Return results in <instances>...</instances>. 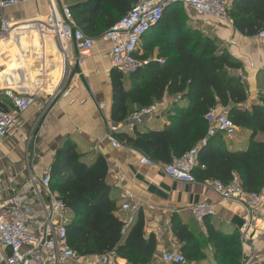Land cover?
I'll list each match as a JSON object with an SVG mask.
<instances>
[{
    "label": "trees",
    "instance_id": "1",
    "mask_svg": "<svg viewBox=\"0 0 264 264\" xmlns=\"http://www.w3.org/2000/svg\"><path fill=\"white\" fill-rule=\"evenodd\" d=\"M140 0H81L68 5L76 25L97 40L124 17ZM180 4L171 5L161 21L148 33H156L160 42L158 58L136 73L124 75L113 69L110 74L112 105L110 118L122 123L134 111L161 102L165 96L174 101L166 110L169 123L160 131L137 127L133 135L119 133L117 139L142 156L163 167L182 157L205 137V116L221 109L236 128L250 131L244 151L232 152L216 144L221 136L208 140L200 148L194 178L201 182L218 181L224 185L234 177L244 193L259 192L264 187V142L254 141L264 134V99L250 110L244 108L247 94L240 78L231 71L241 68L217 39L205 36L191 25ZM233 28L243 36L254 37L264 28V0H233L229 10ZM147 33V34H148ZM130 81L126 87L124 78ZM140 82V84L138 83ZM0 96V109L8 110ZM108 166L99 157L87 167L70 141L58 150L48 174L49 190L58 195L70 211L67 226L69 248L80 257H102L113 253L127 264H150L155 252L153 235L144 236V219L135 216L127 228L115 213L116 201L109 198L106 182ZM171 231L188 264H241L242 251L238 230L228 233L205 220L206 238L177 217L170 220ZM206 246L203 250L202 246ZM211 252L208 256L206 252Z\"/></svg>",
    "mask_w": 264,
    "mask_h": 264
},
{
    "label": "crops",
    "instance_id": "2",
    "mask_svg": "<svg viewBox=\"0 0 264 264\" xmlns=\"http://www.w3.org/2000/svg\"><path fill=\"white\" fill-rule=\"evenodd\" d=\"M79 1L81 0H52L57 9ZM49 14L50 0H28L26 4L0 11V17L17 24L43 23L47 21ZM189 19L192 26L205 36L217 39L221 47L241 64V68L231 71V74L240 78L246 89L247 102L244 108L250 110L254 105H260L264 99V42L258 40L256 36H243L233 26L223 24L216 18H203L195 14L189 15ZM145 38H149V41H142ZM155 38V32L148 33L142 38L136 53L139 60L158 58L157 45L160 42L158 39L154 41ZM109 49L108 42L97 39L90 57L79 67L76 64L75 48L68 44L67 54L61 48L51 50L48 59L50 62L36 63L31 67L19 65L14 56L15 48L8 43H0L2 85H5V81L13 74L22 73L18 71L19 69L25 70L22 74L29 89L39 86V82L44 81L36 104L20 115L18 125L10 130L0 143V172H3V177L10 173L12 186L36 208V190L45 204L51 191L48 192V189L40 184L34 188L29 179L34 177L41 180L48 176L58 150L66 141L73 144L76 153L82 157L87 167L92 166L99 157L103 158L108 166L106 182L111 187L109 198L116 201L118 209L116 217L128 228L135 216L141 214L144 219L145 238L150 235L155 237L156 247L150 264H164L161 259L165 253L179 251L180 245L171 231L172 216H177L189 230L206 238L204 224L203 226L196 224L188 210L198 203L207 202L214 206L217 217L209 220L216 229L224 233L239 231L243 224L242 217L246 212L244 204L220 203L208 182L201 183L196 180L193 184H183L165 176L158 165L154 167L140 165L138 160L142 155L124 146L117 139L119 133L133 135V131L124 126L114 134L119 144L117 148H113L106 139L112 125L123 123H115L110 118L112 105L110 74L113 69L108 57ZM41 70L44 71V75H41ZM124 82L126 87L133 84L127 81L126 76ZM38 99L47 104L40 108L37 106ZM173 101V97L165 96L160 114L146 120L140 127L144 130L160 131L169 123L166 110ZM250 137V131L237 128L232 138L218 139L216 144H223L228 151H244ZM254 141L264 142V134H257ZM123 192L131 194L133 196L131 202L138 204V211L134 215L121 210L119 196ZM51 194L57 195L54 192ZM41 221L36 211L32 222L39 224ZM252 248L254 254H261L259 262L264 264V239L257 236L253 240ZM206 254L211 256L209 251ZM81 258V263L87 264L99 257ZM104 264L127 263L111 253L104 256ZM199 264L207 262L202 261Z\"/></svg>",
    "mask_w": 264,
    "mask_h": 264
},
{
    "label": "built area",
    "instance_id": "3",
    "mask_svg": "<svg viewBox=\"0 0 264 264\" xmlns=\"http://www.w3.org/2000/svg\"><path fill=\"white\" fill-rule=\"evenodd\" d=\"M28 0H0V11L26 4ZM233 0H140L132 6L131 10L116 24L107 30L101 40L109 43L108 57L112 69L124 75L136 73L146 64L136 57L142 38L150 32L162 19L167 8L174 4L187 7L203 18H216L219 22L232 26L229 10ZM17 23L0 17V43L12 42L19 57V41L23 30ZM41 41L37 53H34V64L50 62L51 50L62 49L67 54L68 44H72L76 51V64L81 67L85 64L95 47L96 40L84 34L73 20L72 13L67 6L57 9L50 0V14L46 22L36 23ZM47 32L51 33L48 34ZM264 42V28L256 36ZM54 47H51V46ZM24 72L25 70L19 69ZM44 75V71L41 70ZM13 74L5 81L0 82V95L8 103L9 109H0V143L6 138L10 130L19 122L20 115L36 104L38 93L44 81L39 86L28 88L23 74ZM16 79V80H14ZM28 83V82H27ZM163 102L154 103L149 107L134 111L122 124H114L109 128L106 139L113 148L119 146L114 134L122 126L133 131L142 126L146 120L153 119L160 114ZM104 108V104H101ZM207 124L205 137L198 144L186 152L182 157L173 159L161 167L165 176L175 182L193 184L196 182L192 174L197 165V156L200 148L206 147L208 140L221 136L224 139L232 138L237 128L227 117L223 110H212L205 116ZM138 163L147 167L158 164L140 156ZM159 166V165H158ZM0 172V264H84L82 258L72 251L67 243V226L70 222V211L57 195L49 192L48 176L37 180L30 177V184L36 188L38 184L48 189L49 198L45 204L35 192L36 205L29 204L15 189L10 173L3 177ZM209 187L217 196L220 203L241 202L246 206L243 224L239 229L240 248L242 251L241 264H261V254H254L253 240L258 236L264 239V187L256 193L243 192L240 182L236 177L224 185L218 181L208 182ZM133 196L123 192L119 196L121 210L134 215L138 211V204L132 203ZM193 221L204 224L205 220L217 217V212L212 204L201 202L189 207ZM38 212L41 223L34 224L32 218ZM99 264H104V256L97 258ZM164 264H186L183 255L178 251L167 252L161 259ZM93 264V263H87Z\"/></svg>",
    "mask_w": 264,
    "mask_h": 264
},
{
    "label": "bare ground",
    "instance_id": "4",
    "mask_svg": "<svg viewBox=\"0 0 264 264\" xmlns=\"http://www.w3.org/2000/svg\"><path fill=\"white\" fill-rule=\"evenodd\" d=\"M21 27V30H23V35L20 38L19 41V51L20 54L19 57L17 58V63L22 64L24 66H31V62L34 61L32 58H34V53L38 54V50L40 47V41L41 37L40 34L38 33L36 27L37 24L34 23H26V24H16ZM48 34H51L50 32H47ZM49 37V36H48ZM2 43V42H1ZM13 46L12 42H5ZM14 47V46H13ZM51 47H54L53 45ZM15 48V47H14ZM16 50V49H15ZM17 54V52H16ZM14 78H17L16 76H13ZM16 80V79H14ZM28 87V86H27Z\"/></svg>",
    "mask_w": 264,
    "mask_h": 264
},
{
    "label": "rangeland",
    "instance_id": "5",
    "mask_svg": "<svg viewBox=\"0 0 264 264\" xmlns=\"http://www.w3.org/2000/svg\"><path fill=\"white\" fill-rule=\"evenodd\" d=\"M182 8H184L185 9V12H186V14L189 16H192V15H195L194 14V12H192L190 9H188L187 7H184L183 5L181 6ZM19 19V18H18ZM142 41H144V42H148L149 41V38H145V40H142ZM48 90V89H47ZM43 99V98H42ZM42 99H38V102H37V106H39L40 108H43L47 103L45 102V101H43ZM201 244H203V246H202V248H203V250H205L206 249V246L204 245V243H201ZM186 261V260H185ZM91 263H93V264H99V262L97 261V259H95V260H92V262ZM186 264H188V262H186Z\"/></svg>",
    "mask_w": 264,
    "mask_h": 264
}]
</instances>
